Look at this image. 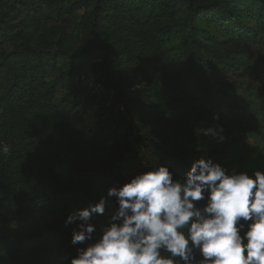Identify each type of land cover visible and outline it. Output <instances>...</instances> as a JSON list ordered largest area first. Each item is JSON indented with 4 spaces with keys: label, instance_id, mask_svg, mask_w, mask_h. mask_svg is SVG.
<instances>
[{
    "label": "trees",
    "instance_id": "1",
    "mask_svg": "<svg viewBox=\"0 0 264 264\" xmlns=\"http://www.w3.org/2000/svg\"><path fill=\"white\" fill-rule=\"evenodd\" d=\"M59 1L60 26L50 27L42 8ZM256 47L252 57L248 50ZM81 60L96 67L95 82L126 110L134 103L113 78L140 77L144 87L133 93L153 105L139 104L130 115L138 121L244 119L264 139V120L236 104V88L214 76L221 69L255 83L264 114V0H0V264H70L77 248L102 232L90 218L93 240L73 245L80 222L65 227L69 215L53 207L86 209L105 197L104 216L112 219L118 204L107 191L134 178L122 166L136 149L147 155L144 172L166 166L174 181L182 182L196 161L185 141L161 129L146 133L122 119L126 128L108 144L63 120L48 66L61 61L77 70ZM82 92L75 91V107L90 114ZM206 202L207 193L194 203ZM241 223L246 231L250 221Z\"/></svg>",
    "mask_w": 264,
    "mask_h": 264
},
{
    "label": "clouds",
    "instance_id": "2",
    "mask_svg": "<svg viewBox=\"0 0 264 264\" xmlns=\"http://www.w3.org/2000/svg\"><path fill=\"white\" fill-rule=\"evenodd\" d=\"M222 131L198 129L220 141ZM205 193V206L197 207L194 202ZM107 197L116 198L117 213L98 240L77 248L70 264H264V172L226 174L212 159L201 158L182 182L159 166L108 189ZM105 208L101 197L67 217L65 227L80 222L72 231L73 245L93 240L90 218ZM241 220L250 221L246 231Z\"/></svg>",
    "mask_w": 264,
    "mask_h": 264
},
{
    "label": "rangeland",
    "instance_id": "3",
    "mask_svg": "<svg viewBox=\"0 0 264 264\" xmlns=\"http://www.w3.org/2000/svg\"><path fill=\"white\" fill-rule=\"evenodd\" d=\"M62 4L59 1L53 8L43 7V13L49 17L48 25L56 28L60 26V22L56 17V10ZM81 12L78 11L75 16L79 17ZM18 17L12 19V23H16ZM205 27V26H204ZM37 35V33H35ZM258 48L248 50L252 57L257 54ZM149 63L157 65L155 57L149 58ZM49 80L53 81L56 85V98L60 117L67 122H76L80 126L91 133L92 136L104 141L108 144L111 143L112 137L116 133L124 131L126 125L121 123L124 119L132 124V127H140L143 125V132L161 129L165 134L170 137H176L179 140L185 141L188 149L195 153L196 160L212 159L214 163L219 164L226 169V174L235 172L247 173L251 176L255 171L264 172V139L260 130L256 125L244 119H231V120H209L200 119L197 116H192L180 124H167L165 122H153L152 118L141 115L142 120L132 117L137 112L139 104L145 106L153 105V102L146 98H137L138 89L144 87L140 77L137 75L135 78L127 76L129 73H122L116 75L113 80L128 93L129 100L132 101V106L127 110L119 103L116 102L111 92L100 87L96 83L97 70L87 60H81L77 70L64 65L61 61L52 62L48 66ZM52 73V74H51ZM214 76L221 82H227L236 88L234 94V101L240 106L247 107L249 112L258 113L260 122L264 120V114L259 111L261 101L257 96V85L251 80L246 78H237L236 75H230L225 70L217 69ZM77 89L83 92L79 94L80 97H88L87 105H91L94 112L88 113L85 110H78L75 105L78 94H75ZM126 96V94H125ZM252 103V105H249ZM130 115H132L130 117ZM142 124V125H141ZM219 126L223 129L221 136L223 140L212 136H205L198 133L200 128H209ZM137 133L133 137H136ZM4 154L8 153V147H4ZM136 155L132 160L127 161L122 169L130 176L144 173V165L147 160V155L141 150L136 149ZM57 215H70L84 210L82 208L70 209L64 202L53 207ZM118 211V205H117ZM91 219L98 224L102 229L108 226L112 219L102 215H93Z\"/></svg>",
    "mask_w": 264,
    "mask_h": 264
}]
</instances>
